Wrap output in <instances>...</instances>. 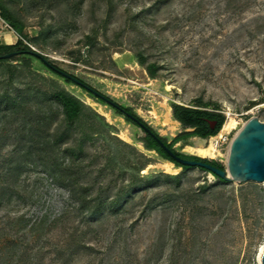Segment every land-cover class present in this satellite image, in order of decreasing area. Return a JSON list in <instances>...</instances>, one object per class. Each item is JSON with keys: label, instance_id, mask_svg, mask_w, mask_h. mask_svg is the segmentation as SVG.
<instances>
[{"label": "rangeland", "instance_id": "374dc122", "mask_svg": "<svg viewBox=\"0 0 264 264\" xmlns=\"http://www.w3.org/2000/svg\"><path fill=\"white\" fill-rule=\"evenodd\" d=\"M0 3L23 23L24 45L132 108L168 141L191 131L173 119V104L195 108L199 100L225 120L231 115L238 122L257 118L264 123V0ZM5 30L0 20V31ZM148 65L155 66L154 77ZM56 93L82 103L78 120L66 121L53 99ZM23 118L38 134L48 135L43 145L49 163L64 169L54 182L33 153L19 171L29 184L26 197L45 200L51 217L68 210L72 227L101 231L98 239L87 234L84 243L91 250L85 248L69 264H259L262 184H223L199 168H176L145 150L139 141L143 132L109 106L65 83L42 62L17 57L0 62V158L21 144V134L27 133L20 127ZM26 137L23 143H29ZM195 139L174 148L201 158L189 149ZM220 153L227 158L225 150ZM201 159L226 166L220 157ZM81 195L107 199L105 208L89 217L73 202ZM37 209L28 205L20 214L31 217ZM82 217L92 224L82 223Z\"/></svg>", "mask_w": 264, "mask_h": 264}, {"label": "trees", "instance_id": "16d2710c", "mask_svg": "<svg viewBox=\"0 0 264 264\" xmlns=\"http://www.w3.org/2000/svg\"><path fill=\"white\" fill-rule=\"evenodd\" d=\"M0 18L17 37V41L14 45H0V55L18 53L10 59L24 57L41 62L28 53L30 52V47L23 43L27 38L23 32V23L15 19L1 3ZM42 59L47 61L44 57H42ZM138 60L141 65L144 64L145 60L141 54L138 55ZM2 61L6 60H1L0 62ZM47 63L52 65L49 61H47ZM28 64L29 62H27L25 66H28ZM53 67L58 69L55 66ZM145 69L151 77L155 76L154 65H148ZM50 72L65 83L74 85L69 80L60 77L53 71L50 70ZM85 85L88 86L87 84ZM82 90L85 91L84 89ZM85 92L87 93V91ZM88 95L101 105L109 106L106 102L101 101L93 95L89 93ZM106 98L113 101L108 97ZM53 99L61 106L62 113L67 122L76 121L81 117L83 105L78 100L62 93H56ZM117 105L120 110L109 107L116 115L123 117L128 124L136 126L127 116L135 118L177 157L187 161L206 163L217 169L224 170V166L217 161L187 155L174 148L175 144L186 142L189 138L207 140L217 135L221 130L225 123V117L217 111H208V104H204L199 100L196 102L195 108L173 104L171 107L173 119L184 129H191V131L180 133L170 141L156 133L147 123L136 115L132 108L125 105ZM2 118L7 119L6 116ZM21 121L22 126L20 127H22V131L27 132L26 135L21 134V140L23 141L27 136L26 138L29 139V143H23L21 141L19 147L12 149L0 158V212L5 211L3 215L0 214V264H69L72 259L85 248L91 250V246L85 245L84 243L87 234L93 233L94 237L98 239L101 231L89 225H87V227H72L71 222L66 220L68 219V217H66V215H68V210L58 216L51 217L50 213L44 211L45 200L43 201L41 197L35 200L30 196L26 197L29 184H27L24 179L20 178L21 173L19 171L21 169H26L25 167L29 163L31 157L33 158V153L37 156L42 171L47 174L48 178L53 179L54 182L62 178L61 174L64 169L61 168V165H50L49 163L48 151L46 150V146L43 145V143L46 142L44 139L48 138V135L45 133L41 135L38 134L35 126L30 124L29 120L26 118H23ZM212 122H216V126L213 130H210L209 124ZM20 127L18 130H20ZM34 139L37 141H34ZM139 141L142 143L145 150L155 152L159 158L173 164L176 168H181L182 171L194 168L180 165L169 158L149 134H145ZM51 147L52 146H47V148L52 149ZM33 165L37 167V164ZM200 170L209 173L204 169ZM211 175L220 183H229L219 179L213 174ZM80 189L85 191L88 187L82 186ZM106 200L107 199L100 197L87 198L81 195L78 199H73V202H79L78 211H89V217H94L105 208ZM111 203H113V201ZM28 205L37 206L38 208L37 212L31 217H26L24 213L20 214L21 208ZM15 207L21 208L20 210L18 209L19 211H15L13 209ZM82 218V223L92 224V221H89V219ZM59 224H61L60 227H58Z\"/></svg>", "mask_w": 264, "mask_h": 264}, {"label": "water", "instance_id": "95a60500", "mask_svg": "<svg viewBox=\"0 0 264 264\" xmlns=\"http://www.w3.org/2000/svg\"><path fill=\"white\" fill-rule=\"evenodd\" d=\"M28 53L39 59L55 74L66 80H69L74 85L84 89L87 91V93L93 95L101 101L106 102L113 109L120 110L119 106L113 101L107 99L105 96L101 95L91 87L86 86L83 82L79 81L75 77H72L63 71L54 68L52 65L47 63V61L42 59L43 56L38 54L33 49L30 48V52ZM17 54L18 53H9L0 55V61L10 59ZM127 118L132 120L144 135L149 134L161 147L165 154L176 163L183 166L204 169L226 182H235L238 184L255 182L262 184L264 187V123L260 122L257 118L249 119L239 130V132L233 137L227 151L226 166L224 167V170L217 169L206 163L187 161L177 157L157 138H155V136L143 124L131 116H127ZM210 125L212 126L213 123H210ZM197 139L206 140L201 138ZM259 264H264V248L260 255Z\"/></svg>", "mask_w": 264, "mask_h": 264}, {"label": "bare ground", "instance_id": "6f19581e", "mask_svg": "<svg viewBox=\"0 0 264 264\" xmlns=\"http://www.w3.org/2000/svg\"><path fill=\"white\" fill-rule=\"evenodd\" d=\"M5 36H6V42L9 45H14L16 42V37L13 34L12 31H7L5 32ZM238 121L233 118L231 115H228L227 119L225 120V123L222 126V131H229L231 129H237V133L239 132V130L243 127V125L246 123H244L240 129H238ZM124 139H127L124 137ZM195 143V147H189V149H191L192 151H194L198 156H200L201 158H214V157H220L223 159V161L226 163V158L223 157V155L218 152L215 147L214 144L212 143V140H200V139H195L194 140ZM227 157V155H226ZM168 165L170 164H165L164 166L168 167ZM263 251V248L260 250L259 253V263H260V255Z\"/></svg>", "mask_w": 264, "mask_h": 264}, {"label": "built area", "instance_id": "2783aa9c", "mask_svg": "<svg viewBox=\"0 0 264 264\" xmlns=\"http://www.w3.org/2000/svg\"><path fill=\"white\" fill-rule=\"evenodd\" d=\"M0 20H1V18H0ZM9 28V27H8ZM228 117V116H227ZM227 119V118H226ZM244 123L243 122H239L238 123V129H240L241 128V126L243 125ZM237 129H231V130H229V131H219L218 133H217V135H215V136H213V137H216L217 136V140H215L214 141V147H215V149L218 151V152H222L223 150H225L226 151V153H227V151H228V148H229V145H230V143H231V141H232V139H233V137L237 134ZM222 132H224V133H222ZM233 132H236V134L233 136V137H231V134L233 133ZM213 137H211L210 139L212 140L213 139ZM214 140V139H213Z\"/></svg>", "mask_w": 264, "mask_h": 264}, {"label": "crops", "instance_id": "0c3cea01", "mask_svg": "<svg viewBox=\"0 0 264 264\" xmlns=\"http://www.w3.org/2000/svg\"><path fill=\"white\" fill-rule=\"evenodd\" d=\"M9 30H5V31H0V41L6 45H9L7 42H6V36H5V32H7ZM14 34V33H13ZM15 35V34H14ZM16 37V36H15ZM16 41H17V37H16ZM15 41V42H16Z\"/></svg>", "mask_w": 264, "mask_h": 264}, {"label": "flooded vegetation", "instance_id": "af4514ba", "mask_svg": "<svg viewBox=\"0 0 264 264\" xmlns=\"http://www.w3.org/2000/svg\"><path fill=\"white\" fill-rule=\"evenodd\" d=\"M213 123V128H212V126L209 124V128H210V130H213L214 128H215V126H216V122H212Z\"/></svg>", "mask_w": 264, "mask_h": 264}]
</instances>
